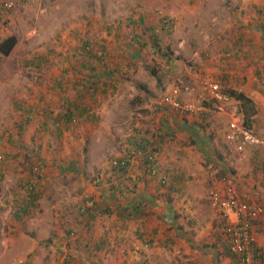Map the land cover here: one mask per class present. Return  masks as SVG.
<instances>
[{
  "label": "rangeland",
  "instance_id": "obj_1",
  "mask_svg": "<svg viewBox=\"0 0 264 264\" xmlns=\"http://www.w3.org/2000/svg\"><path fill=\"white\" fill-rule=\"evenodd\" d=\"M13 1L14 10L0 20L6 28L0 30V43L11 36L17 38L13 53H0V77L4 80L0 88L10 87L4 92V88L0 89V264H21L19 260L25 257L31 264H72L76 262L74 250H78L79 243L65 233L67 216L88 221L87 215L77 210L86 195L94 196L101 204L107 202L110 194L103 190L111 184L106 179H111L112 184L120 182L112 159L132 152L133 142L143 132L159 142L156 113L171 110L163 103L165 93L180 94L184 85H190L194 96L209 106L214 103L209 83L218 82L227 93L231 85L239 87L233 79L228 80L233 70L245 72L258 67L253 60L260 54L251 51L249 39L255 42L263 37L264 41V0ZM155 26L164 47L173 52L168 65L162 54L153 51ZM249 29L253 30L252 38H248ZM137 37L142 38V44ZM238 38L244 39L240 55L235 53ZM84 39L93 44L96 55L106 47L104 62L119 69L114 75H108L95 58L92 61L97 69L85 70L78 64L83 57L74 47L81 48ZM40 57L42 64H21L22 60L36 61ZM155 65L161 66L157 75L152 73ZM60 75L67 79L66 88H50L45 94L42 88H46L48 80ZM24 77L36 78L40 83L29 97L24 96L23 90L30 87ZM106 80L112 81L107 84L110 90L93 94L91 89L87 94L93 97L79 98L82 107H90L98 116L77 115L74 122H61L63 129L58 136L53 119L68 104L78 103L79 91L75 89L82 92L91 82L101 84ZM75 83L78 86H73ZM219 106L228 112L236 108L240 112V102L235 98ZM32 107L35 110L27 122L26 109ZM46 119L53 125L41 129ZM161 126L166 133L167 128L171 129L166 123ZM224 151L228 157L234 153L231 149ZM225 164L227 168L230 161ZM35 166L40 167L39 173L33 171ZM36 180L45 185L44 198L31 214L12 216L13 209L30 200L28 186H35ZM114 195L112 202L119 200ZM95 216L102 217L103 212ZM56 218L63 219L64 237L54 242L53 224H49ZM18 225L23 226L22 233ZM12 234L13 244L4 240ZM39 238L45 240L36 243ZM65 253L71 255L69 263L63 261Z\"/></svg>",
  "mask_w": 264,
  "mask_h": 264
},
{
  "label": "crops",
  "instance_id": "obj_2",
  "mask_svg": "<svg viewBox=\"0 0 264 264\" xmlns=\"http://www.w3.org/2000/svg\"><path fill=\"white\" fill-rule=\"evenodd\" d=\"M5 29L0 24V30ZM252 31H247L250 35L248 38H252ZM261 34L264 35V29ZM242 40L238 38L236 41L237 55L241 54L239 50L242 51ZM249 40L251 51L260 54L253 60V65L258 67L253 70L247 68L245 72L233 70L228 80L232 82L233 79L239 87L233 84L228 91H243L253 100L256 114L252 130L264 139V41L263 37L255 41L260 42L259 44ZM86 42L84 39L83 43ZM227 48L225 47V50ZM74 49L79 50L80 47L76 46ZM40 58L36 61L22 60L21 64H42L43 57ZM78 64L89 67L90 62L88 64L79 61ZM239 67L240 65L237 68ZM3 81L0 77V83ZM26 83L30 86L23 90L24 96L27 97L40 87L36 78H27ZM66 83L67 79L63 75L55 76L53 80H48L46 88L42 90L48 94L50 88H66ZM110 83L112 81H106V84ZM2 88L3 92L10 89L9 85L0 89ZM75 90L81 91L79 88ZM53 92L58 93L56 90ZM79 92L76 95V104L78 110L82 111V105L79 104L83 103L79 102L82 101L79 99ZM173 93L183 100L195 95L194 93L188 96L184 90L180 94L175 91ZM17 95L19 96V93ZM170 109L167 114L156 113L159 116L160 143L147 137L145 132L139 140L133 142L135 148L142 142L147 145L157 144L155 164L161 174L168 176V182L163 184L158 176L152 177L144 158L137 159L131 170V173L140 176V181L135 182L131 177L120 175V172L118 184H112L111 179H106L111 185L105 187L103 193L110 194V198L103 204L99 202V207L102 205L105 212L102 217H97L94 213L87 215L83 205H79L77 210L84 216L87 215L88 221L82 222L80 217L73 220L67 216L69 224L64 229L65 233L70 236L72 230L76 231L75 241L79 243L78 250H74L76 262L72 264H82L79 258L86 264H238L237 259L228 251L226 237L220 229L222 220L211 207L209 194L213 188L224 190L231 186L242 200L264 205V146L247 145L244 152H240L235 144L228 142L226 135L230 130L233 110L228 112L220 106H207L203 111L194 112ZM90 110L91 113L83 114L84 117L98 116V113L95 115L92 109ZM45 123L44 120L41 129L45 128ZM163 123L171 127L167 128V133L161 126ZM168 136L171 138L167 139ZM224 149H231L234 153L228 157ZM228 161L230 166L226 168L225 163ZM115 177L117 178V175ZM39 188L41 202L45 185L40 184ZM113 194H116L113 198L119 200L112 202ZM132 194L135 201L131 200ZM59 208L64 209L63 206ZM17 211L19 210L12 211V216H15ZM65 211L68 215V209L65 208ZM62 220L56 218L49 224L50 227L53 224L51 231L56 236L54 242L64 237ZM12 224L15 226L17 222L12 221ZM20 226L19 232L22 233L23 226L18 225L17 228ZM40 226L41 223L36 229ZM10 227L12 228L11 225ZM13 235L15 234L4 240L13 244ZM252 236L255 245L264 248V214L253 221ZM39 240L45 239L39 238L35 242L39 243ZM35 247L36 245L32 246ZM29 260L26 259L27 264H31Z\"/></svg>",
  "mask_w": 264,
  "mask_h": 264
},
{
  "label": "built area",
  "instance_id": "obj_3",
  "mask_svg": "<svg viewBox=\"0 0 264 264\" xmlns=\"http://www.w3.org/2000/svg\"><path fill=\"white\" fill-rule=\"evenodd\" d=\"M14 8L15 3L13 1H6L3 9L0 11L2 14L0 15V20L6 13L13 11ZM97 56L102 57L103 53L99 52ZM209 86L217 106H219L221 102L230 101L232 99L228 94L222 91L218 83L211 82ZM183 90L188 96L194 94V89L190 85H184ZM163 103L181 112L203 111L206 109L200 97L193 96V98L183 100L171 92L165 93ZM77 117L78 116L75 115L72 121H76ZM229 126L230 130L226 138L228 142L236 145L238 151L244 152L247 145L264 146V139L243 124L241 114L237 109L232 111V120ZM156 151L157 144H140L131 154L113 158L111 164L114 168L118 169L121 174L131 177L137 182L140 181V176L131 173V170L137 159L144 158L149 162L150 175L152 177L158 176L161 182L166 184L168 182V176L164 173L161 174L159 167L155 164L157 158ZM40 170L39 166H35L33 169L35 173H39ZM1 183L2 181L0 180V184ZM28 190L30 192L29 199H31V195L36 190V187L30 184ZM209 195L211 207L217 213L220 220H222L220 229L226 237L227 247L230 253L237 259L238 264H264V248L256 246L252 236L253 221L264 214V205L242 200L238 196L236 190L231 186H228L224 190L213 188ZM86 198V205L89 213L95 212L96 199L92 195H86ZM27 203H23L22 206ZM21 207H19L18 210ZM15 210L16 209H13V212ZM70 237L76 238V231L72 230L70 232ZM62 258L63 261H70L71 256L69 253H65ZM19 262L21 264H27L25 258L20 259Z\"/></svg>",
  "mask_w": 264,
  "mask_h": 264
},
{
  "label": "trees",
  "instance_id": "obj_4",
  "mask_svg": "<svg viewBox=\"0 0 264 264\" xmlns=\"http://www.w3.org/2000/svg\"><path fill=\"white\" fill-rule=\"evenodd\" d=\"M6 1H13V0H0V11L3 9L4 3ZM6 14L4 16H6ZM0 15H2V14L0 13ZM153 28H154V26H153ZM157 28H158V26H155V29L153 30L154 31L153 32V39H154L153 49H154L155 54H159L160 53V55L161 54L163 55V57L165 58V61H166L167 65H168L169 62H171V60H172V57H173L172 53L173 52L171 51V49L168 46L166 48L164 47L163 42H162V36H161L160 32L156 35ZM166 31H169V30H166ZM160 36H161V38H160ZM137 40H138V43H141L142 44V38L137 37ZM87 42L86 43H83V46L81 47L82 49L80 48V50H79L80 51L79 54H81V57H83L82 62L83 63H88V64L90 62L89 67L86 66L84 68H89V69H92V70L93 69H97L98 67L92 61V59L95 58L98 61L99 64H102L103 65V68L105 69V72L108 75H110V76L114 75V73L116 71H118L119 69H112L111 67H109L104 62V58H105L104 54H105V50H106L105 47L102 48L103 56L102 57H98L95 54V51L93 49V44H91L90 42H88V43ZM16 43H17V38L16 37L11 36V37L7 38L2 43H0V53H3L4 55L10 54L13 51ZM159 68H161L160 65H155V67L152 69V73L154 75H157L160 72V69ZM106 81L103 82V83H101V84L98 83V82H96V81L95 82H91L90 84H88V86H86L88 89H85V90L82 89L83 91L80 93V95H81L80 98L81 99L84 98V100H85V98H90V96L93 97L94 92L96 93L97 91H101V93L104 94L106 91H108V88L107 87H109L106 84ZM84 86H83V88H84ZM115 86H116V84L113 85V88ZM138 86L140 88H143V90L146 89L145 85L138 84ZM91 89L93 90V94L92 95L87 94V91L88 90L91 93ZM227 92L232 97H234L235 99H237V100L240 101V113L242 115L243 124L245 126H247L248 128L253 129V124H254V121H255L254 116L256 114V107H255V104H254L253 100L250 97H248L243 91H239L237 89H230ZM203 102H204V105L207 107L208 105L205 102V100ZM215 104H216V101L214 100V103L212 105H209V107L210 108L211 107H214ZM79 105H82L83 106V104H79ZM77 106H78V104H76V105L68 104L66 106V108L63 109V111L59 112V114L56 117H54L53 121H55V122H53V123H55V125H56L55 127H56L57 131L59 132V135L58 136H60V133L62 132V129H63V124H60L61 122H66V123L68 122V123H70V122H72V120L75 117V115H78V116L81 117V116H83V114H89V112H90V108L89 107H87V108H85V107L83 108L82 107L83 110L81 111V110H78V107ZM26 110H27L26 121L28 122L29 120H31V115L33 114V111L35 109L32 107V109H26ZM47 113H49V112L47 111ZM50 118H52L51 115H50ZM90 118H91V116H90ZM45 124H46L45 125V128H49L52 123H50V120L49 119H46V123ZM142 144H146V143L145 142H142ZM139 145H140V143H138V146ZM146 164H148V166H149L148 160H147V163ZM2 176H3V174H2V172H0V178ZM33 183L36 186V190L32 193L31 199L28 201V203L25 204L24 206H22L19 209V211L15 212V214H16L15 216L17 218H22L23 216H26V215L31 214L32 213V210L35 209L36 206L39 204L40 196L41 195L39 194L38 186L40 185V182L38 183V180H36V181H33ZM86 200H87V198L84 199L85 202L82 205L84 207V212L87 215L93 214V213H94V215H96V214L97 215H100L101 212H103V215L105 214L102 205H100V207H99V202L98 201H96V211L93 212V213H89V210H88L87 205H86ZM234 259H236L235 256H234ZM65 262L69 263V261H65Z\"/></svg>",
  "mask_w": 264,
  "mask_h": 264
}]
</instances>
